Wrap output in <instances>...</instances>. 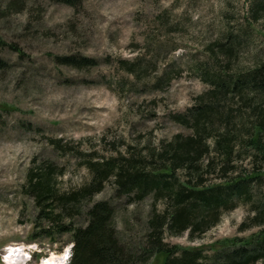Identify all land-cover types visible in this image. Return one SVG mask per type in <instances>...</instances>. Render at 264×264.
Segmentation results:
<instances>
[{
	"label": "rangeland",
	"instance_id": "rangeland-1",
	"mask_svg": "<svg viewBox=\"0 0 264 264\" xmlns=\"http://www.w3.org/2000/svg\"><path fill=\"white\" fill-rule=\"evenodd\" d=\"M252 1L81 0L72 7L0 0V264H7L9 248L31 256L26 264L72 252L69 232L33 238L48 222L36 217L26 193L30 168L53 166L59 194L78 191L106 161L144 156L172 135L191 132L171 116L209 88L203 78L217 67L212 53L227 60L219 43H239L233 69L251 68L264 56V15L251 19ZM66 55L93 62L76 67L62 62ZM68 200L62 220L75 225L85 223L90 204L108 201L128 248L144 242L147 212L163 208L151 195L115 196L113 174L100 190ZM250 213L242 204L201 237L165 234L164 240L209 254L229 238L256 232L238 230Z\"/></svg>",
	"mask_w": 264,
	"mask_h": 264
},
{
	"label": "trees",
	"instance_id": "trees-1",
	"mask_svg": "<svg viewBox=\"0 0 264 264\" xmlns=\"http://www.w3.org/2000/svg\"><path fill=\"white\" fill-rule=\"evenodd\" d=\"M50 1L72 7L81 2ZM251 3L250 16L256 21L264 15V0ZM238 45L218 44L227 60L222 63L217 52L212 53L217 67L213 64L214 72L203 78L209 88L184 112L172 114L171 119L189 128V134L176 133L159 146L149 147L144 156L122 158L117 165L113 159L106 161L95 170L90 184L68 195L56 190L53 166L38 171L30 168L26 193L35 202L36 217L48 222L33 238L51 239L69 232L73 244L67 264H152L155 260L157 264H264V56L251 68L233 69L230 62ZM61 59L76 67L93 62L74 55ZM127 71L136 72L132 65ZM163 79L160 76L155 83ZM98 166L91 164L95 169ZM110 174L115 196L140 200L151 195L163 204L161 210L147 212L144 242L135 248L121 243L112 224V205L106 200L89 205L83 225L62 220L64 204L71 202L68 199L100 190ZM242 204H248L251 213L238 230L257 228L248 237L229 238L212 246L209 254L164 240L165 234L201 237Z\"/></svg>",
	"mask_w": 264,
	"mask_h": 264
},
{
	"label": "bare ground",
	"instance_id": "bare-ground-1",
	"mask_svg": "<svg viewBox=\"0 0 264 264\" xmlns=\"http://www.w3.org/2000/svg\"><path fill=\"white\" fill-rule=\"evenodd\" d=\"M22 250H15L13 248H9L8 256L6 258V263L7 264H26L27 261L29 260V257L27 255H24L22 253ZM66 255H60L56 256L53 255L49 259H45L41 264H64L65 257Z\"/></svg>",
	"mask_w": 264,
	"mask_h": 264
}]
</instances>
